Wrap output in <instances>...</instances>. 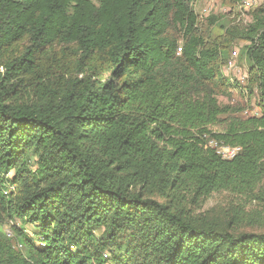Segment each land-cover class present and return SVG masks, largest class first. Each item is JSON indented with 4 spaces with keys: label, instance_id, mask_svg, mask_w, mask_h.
<instances>
[{
    "label": "trees",
    "instance_id": "16d2710c",
    "mask_svg": "<svg viewBox=\"0 0 264 264\" xmlns=\"http://www.w3.org/2000/svg\"><path fill=\"white\" fill-rule=\"evenodd\" d=\"M260 1L226 26L196 0H0V264H264V234L235 235L264 205ZM212 27L260 116L218 102ZM216 193L225 230L186 209Z\"/></svg>",
    "mask_w": 264,
    "mask_h": 264
},
{
    "label": "rangeland",
    "instance_id": "374dc122",
    "mask_svg": "<svg viewBox=\"0 0 264 264\" xmlns=\"http://www.w3.org/2000/svg\"><path fill=\"white\" fill-rule=\"evenodd\" d=\"M193 8L200 23H203V20L209 15L219 16V25L224 24L226 26L245 25L250 20V16H247L249 10L240 9L237 5L231 8L229 5L222 3L221 0H196ZM205 10H208L207 16H201L205 15ZM201 30L204 32V29L201 28ZM206 38L210 42L218 44L220 50L224 53L220 62L221 73L233 87L227 96L218 97V102L231 109H238L237 116L240 118L260 116V110L256 105V96L244 91L247 86V74L245 63L241 58V49L245 44L239 41L226 44L224 42V32L217 27L207 30ZM54 53L62 58L60 48H56ZM73 57L71 53L66 52L65 59L67 63L72 61ZM3 74L4 69L0 67V75L3 76ZM25 82L21 83V86H25L27 81ZM29 158L32 161L35 160L34 155H30ZM9 175L11 176L12 174ZM232 201L231 197L226 193H216L202 201L199 205L187 207L186 209L191 213V216L200 217L201 220L214 223L220 230H225L227 225L226 214ZM245 210L249 215L255 214L253 218L243 222L235 230V235L241 233L264 234V205L250 204ZM5 229L1 230L2 233H8ZM28 229L30 230L29 227ZM97 234L100 235L101 232Z\"/></svg>",
    "mask_w": 264,
    "mask_h": 264
},
{
    "label": "built area",
    "instance_id": "2783aa9c",
    "mask_svg": "<svg viewBox=\"0 0 264 264\" xmlns=\"http://www.w3.org/2000/svg\"><path fill=\"white\" fill-rule=\"evenodd\" d=\"M260 2H261L260 0H240V2L238 3L237 6L240 9L247 11L249 9L256 8L260 4ZM207 12H208V10H205L204 11L205 15H201V16L206 17L207 16L206 14H208ZM178 51H180V50H178ZM214 147L217 150L216 151L217 154L220 155L225 160L233 159L238 152V149H232V148H228V147L217 146L216 144H214Z\"/></svg>",
    "mask_w": 264,
    "mask_h": 264
}]
</instances>
